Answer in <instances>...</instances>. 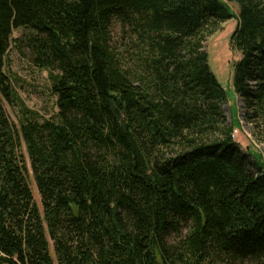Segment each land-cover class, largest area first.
<instances>
[{
  "label": "trees",
  "instance_id": "obj_1",
  "mask_svg": "<svg viewBox=\"0 0 264 264\" xmlns=\"http://www.w3.org/2000/svg\"><path fill=\"white\" fill-rule=\"evenodd\" d=\"M235 17L232 85L264 137V0H0V264L264 258V154L235 140L204 48ZM12 41L50 71L55 119L19 96Z\"/></svg>",
  "mask_w": 264,
  "mask_h": 264
},
{
  "label": "rangeland",
  "instance_id": "obj_2",
  "mask_svg": "<svg viewBox=\"0 0 264 264\" xmlns=\"http://www.w3.org/2000/svg\"><path fill=\"white\" fill-rule=\"evenodd\" d=\"M234 14L238 15L239 8L236 3L229 2ZM238 24L237 17L223 23L222 28L206 37L204 48L209 54V65L215 73L219 82L227 91V101L224 104L228 119H236V114L241 122V129L234 132L235 140L241 148H249L256 154H264V137L253 133V127L243 119V101L236 95L232 85L233 65L240 59V52L231 45L230 38L232 32ZM23 33L22 29H16L13 33V39ZM121 28L116 24L113 28L114 40L118 45L122 42ZM12 39V40H13ZM6 72L16 86L17 92L25 105L37 112L41 120L55 119L59 111L57 105L58 96L53 90L50 71L36 66L30 59L29 52L26 49L18 48L12 41L6 58ZM4 106L13 124L19 127L22 113L18 107H12L4 101ZM233 114V115H232ZM23 151L26 153V146L23 145ZM264 157V155H263ZM31 173V171H30ZM29 183L32 188L34 198L42 208L41 196L36 186L32 173L29 177ZM51 252L54 255L53 247ZM226 264V263H224ZM231 264V263H230ZM243 264H264V258L258 260H247Z\"/></svg>",
  "mask_w": 264,
  "mask_h": 264
}]
</instances>
